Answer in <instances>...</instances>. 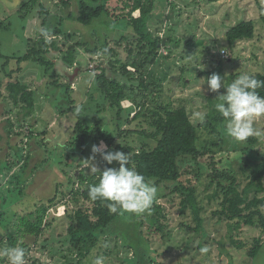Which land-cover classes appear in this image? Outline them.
<instances>
[{
	"label": "rangeland",
	"instance_id": "obj_1",
	"mask_svg": "<svg viewBox=\"0 0 264 264\" xmlns=\"http://www.w3.org/2000/svg\"><path fill=\"white\" fill-rule=\"evenodd\" d=\"M77 1L68 0L69 5L64 6L62 0H36L22 8L29 0H0V53L3 56L0 60V80L3 81V97L0 98V251L10 247L9 237L15 238L16 246L25 242L30 248L26 264H90L72 251L66 241L64 214L67 207L72 209L74 206L70 197H63L60 192L66 189L68 177L79 175L88 166L84 162L86 157L81 156L79 149L74 154L76 147L69 143L73 142L77 122L102 126L108 132L116 124L112 121L114 116L109 103L98 88L97 77L104 73L120 82L127 81L121 72H112L109 62L114 61V56L104 50L114 49L117 58L125 61L127 42L116 41L128 30L124 23H111L112 28L107 24L116 16L128 13L130 8L126 4H130V0H109L107 8L113 16L111 21L105 18L90 26L77 22ZM41 7L45 11L42 18L38 15ZM21 8L25 10L21 12ZM139 15L138 10L133 13L134 17ZM60 17L65 20L61 21ZM43 19L46 27H42ZM248 21L254 26L252 39L231 45L226 33ZM42 28L47 30L45 40L56 43V47L49 48L45 55L54 63L48 72L32 62L18 63V58L26 54L33 41L39 40ZM147 29L152 35L161 37L164 44L168 43L162 44L159 60L154 66L157 77L165 76L163 98L169 99L173 107H183L194 126L205 122L218 102L217 96L226 92L223 87L218 93L208 90L206 80L210 75H220L227 86L245 72L264 74V0H220L216 3L153 0ZM57 30L61 32L54 35ZM130 40L135 47V39ZM71 47L75 50V61L69 67L64 63L63 55ZM93 48L97 50L95 54L89 51ZM222 51L225 56H221ZM6 58H9L7 65ZM16 80L27 83L35 95V110L28 117L24 115L22 104L14 105L5 91L6 82ZM56 84L68 85L70 92L66 93ZM121 107L134 108L128 100L122 101ZM196 111L207 113L203 122L194 118ZM134 114L135 110L130 117ZM120 123L121 129L125 128L126 124ZM255 127L258 133L255 146L233 140L226 134L224 126L221 150L213 159L205 156L198 164H183L182 171L193 166L192 174H185L181 181L192 180L197 205L201 208L197 215L201 222L190 206L185 210L182 208L181 196L158 189L156 203L166 216V220H162L164 235L154 231L157 223L152 220V210L140 216L125 213L105 233L108 247L102 245L98 253L89 258L103 256L104 264H130L132 258L135 264H148V256L153 264H264V232L258 227L243 226L239 232L231 234L227 222L214 213L220 208L218 202L208 199L213 192L208 188L207 179L211 162L219 170H231L242 180V160L264 157V117L255 122ZM199 133L202 138L207 137L205 130L199 129ZM133 140L137 147L141 141L155 145L152 140ZM88 148L87 154L92 152V145L88 144ZM26 157L27 166L24 165ZM199 165L205 166L207 172L196 179ZM198 170L202 172L203 169ZM56 190H59L56 200L48 205L43 215L41 235L37 238L22 236V221L35 223L43 204L56 194ZM257 240L261 250L251 259L247 251ZM204 247L208 249L206 253L200 251ZM0 264H7L3 255H0Z\"/></svg>",
	"mask_w": 264,
	"mask_h": 264
},
{
	"label": "trees",
	"instance_id": "obj_2",
	"mask_svg": "<svg viewBox=\"0 0 264 264\" xmlns=\"http://www.w3.org/2000/svg\"><path fill=\"white\" fill-rule=\"evenodd\" d=\"M36 0H29L28 7ZM210 3H216L220 0H208ZM109 0H78V15L76 20L83 26L110 19L112 13L107 8ZM64 6L69 5L68 0H62ZM130 10L123 16H116L110 24L124 23V27L128 30L126 35L119 38L116 43L125 40L128 45L127 57L125 61L117 58V52L114 49L104 50L106 54H112L114 61H110L109 65L113 73L121 72L127 81L120 82L115 77H108L104 73L97 77V85L104 94L106 101L109 103V109L114 117L113 122L116 123L111 132L104 130L102 126H88L82 122H77L73 138L69 145L76 147L72 151L86 157L85 164L91 162L103 171L107 167L118 168V162L107 164L100 153L87 152L90 150L88 144L98 145L103 142L108 146L109 151H121L129 155V167H135L141 172L146 179L153 183L159 190H167L169 194H178L181 196V206L185 210L190 206L196 212V219L201 209L197 205L196 190L192 186V180L187 178L185 182L181 181L182 177L192 174V167L182 171L183 164H198L200 158L209 156L213 159L214 155L221 150L223 129L226 124L224 118L212 110L205 122L199 126H194L190 117L183 107H173L169 99L163 98V78L155 75L154 66L157 64L159 57L158 51L163 44V39L159 36L152 35L147 29L149 16L153 9V0H130V4H126ZM20 11H24V9ZM41 7L39 16L42 18L45 11ZM139 11V17H134L133 13ZM61 21L65 18L60 17ZM46 27V20L43 19L42 27ZM112 28V27H111ZM54 35L61 31L57 30ZM128 34V35H127ZM254 34V26L252 22H241L226 33L229 43H233L252 39ZM45 34L40 32L39 40L33 41L32 45L27 49L26 54L18 58V63L32 62L44 67L48 72L52 69L54 63L46 58V52L49 48L56 47L55 41L47 42ZM134 38L136 41L133 47ZM31 42V40H29ZM168 43L165 42L164 46ZM95 54V48L89 50ZM75 50L73 47L63 55L64 63L72 67L75 61ZM3 56L0 53V60ZM6 64L9 58H6ZM119 66V68H117ZM129 68L133 71L128 70ZM258 79L264 80V74H255ZM10 77V76H9ZM2 83L0 80V98L3 97ZM64 88L66 93L70 92L68 85H58ZM5 91L14 105L22 104L25 116H30L36 106L34 92L27 86V83L21 81L6 82ZM259 95L264 96V88L257 90ZM128 100L133 104L134 108L123 109L121 103ZM135 110V114L130 117V113ZM101 111L98 113L100 114ZM127 113L126 116L123 114ZM125 123V128L122 124ZM199 129H203L207 133L206 138H202ZM17 136H22L18 134ZM134 138L147 139L154 142V146L141 141L140 146H134ZM1 141V136H0ZM245 145L255 146L258 143L256 136L250 137ZM79 146V148H77ZM24 165L27 166L28 157L25 158ZM202 168V172L198 169ZM211 171L207 174L208 188L213 189L212 194L208 196L209 201H217L219 210L214 213L227 222L229 232L237 233L245 227H258L264 232V157L259 160L244 158L240 169L242 172V180L231 170H219L213 162L210 163ZM207 168L199 165L195 172L196 179H199L202 173H206ZM99 174H91L88 168H84L79 175L74 174L67 178L66 189L61 193L63 197H70L69 201L74 206L72 209H66L64 218L67 223L66 241L69 242L72 251H75L81 258H86L88 263L93 264V255L98 253V249L105 243V233L110 229L113 222L123 214L111 213L106 203L92 201L88 196V189L91 184L98 182ZM187 184V186H186ZM59 190L56 194L44 203L40 215L36 216L35 223L23 220L24 230L22 236L32 235L37 238L41 235V225L43 223V215L57 198ZM165 196L162 195V197ZM68 201V202H69ZM152 220L157 223L154 231L161 232L164 235L165 225L162 220H166L163 214V208L154 203L152 208ZM1 212V211H0ZM125 214V213H124ZM33 216L32 212L29 214ZM149 229H152L150 227ZM235 244L236 241L231 238ZM146 242L147 240L144 239ZM9 246H16V240L13 237L8 238ZM257 240L251 248L248 249L247 255L254 259L261 250V245ZM238 245V242H237ZM21 247L26 251V257L29 252V245L20 242ZM126 247V245H125ZM240 247V246H239ZM126 263V262H125ZM124 263V264H125ZM132 264L135 260L132 258ZM130 263V264H131ZM148 264L153 261L148 256Z\"/></svg>",
	"mask_w": 264,
	"mask_h": 264
},
{
	"label": "clouds",
	"instance_id": "obj_3",
	"mask_svg": "<svg viewBox=\"0 0 264 264\" xmlns=\"http://www.w3.org/2000/svg\"><path fill=\"white\" fill-rule=\"evenodd\" d=\"M41 32L47 35L46 29ZM206 83L208 90L218 93L223 87L226 92L217 96L218 102L214 109L226 121V134L235 141L245 142L257 135L255 122L264 117V96L259 95L258 89L264 88V80L255 74L242 73L230 84L225 86L224 80L218 74L210 75ZM79 112V109L76 110ZM206 112L196 111L194 118L203 122ZM104 144L93 145V153H100L103 160L111 165L118 162L119 167H107L101 171L91 161L87 168L91 174H99L98 182L91 184L88 189L89 199L106 203L109 211L114 214H130L140 216L149 212L157 200V187L135 167H129V155L121 151H109ZM104 247H108L105 242ZM206 253V247L201 248ZM7 259V264H26V251L21 246H13L0 251ZM93 264H104L103 256H96Z\"/></svg>",
	"mask_w": 264,
	"mask_h": 264
},
{
	"label": "built area",
	"instance_id": "obj_4",
	"mask_svg": "<svg viewBox=\"0 0 264 264\" xmlns=\"http://www.w3.org/2000/svg\"><path fill=\"white\" fill-rule=\"evenodd\" d=\"M226 54H225V52L224 51H222L221 52V56H225Z\"/></svg>",
	"mask_w": 264,
	"mask_h": 264
},
{
	"label": "water",
	"instance_id": "obj_5",
	"mask_svg": "<svg viewBox=\"0 0 264 264\" xmlns=\"http://www.w3.org/2000/svg\"><path fill=\"white\" fill-rule=\"evenodd\" d=\"M163 45H164V42H163ZM76 73V70H75V72H74V74Z\"/></svg>",
	"mask_w": 264,
	"mask_h": 264
}]
</instances>
